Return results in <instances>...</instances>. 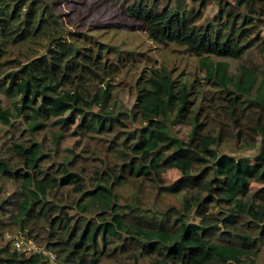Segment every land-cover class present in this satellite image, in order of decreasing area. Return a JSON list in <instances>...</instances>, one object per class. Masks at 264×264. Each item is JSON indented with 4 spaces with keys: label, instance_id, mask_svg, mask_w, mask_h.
Instances as JSON below:
<instances>
[{
    "label": "trees",
    "instance_id": "1",
    "mask_svg": "<svg viewBox=\"0 0 264 264\" xmlns=\"http://www.w3.org/2000/svg\"><path fill=\"white\" fill-rule=\"evenodd\" d=\"M116 8L193 75L67 28L52 2L0 0V264H264V0Z\"/></svg>",
    "mask_w": 264,
    "mask_h": 264
},
{
    "label": "rangeland",
    "instance_id": "2",
    "mask_svg": "<svg viewBox=\"0 0 264 264\" xmlns=\"http://www.w3.org/2000/svg\"><path fill=\"white\" fill-rule=\"evenodd\" d=\"M54 3L56 11L60 14L64 25L72 30L85 32L86 34L96 35L101 41H106L114 45H120L122 48L134 49L143 56V60L156 66L161 64L172 68L173 74H180L184 79H188L196 71L197 59L190 57L182 48L170 45L164 47L155 44L147 37L144 28L137 22L127 18L125 14L119 12L116 8L120 0H46ZM215 8L209 7L206 13H214ZM75 25V26H74ZM77 25V26H76ZM227 62L231 71H235L237 61L231 59H216ZM128 75L126 79H118L115 82V89L118 99L126 106L130 107L134 101L131 86H129ZM176 76V75H175ZM180 134L185 135L188 127H177ZM79 139L75 136H69L62 144L63 148H73ZM233 143L222 145L224 149L232 151ZM179 174L175 170H169L163 175V184L170 186L173 184ZM259 184H252L251 189L259 188ZM8 236H16L12 232H6L4 240H9Z\"/></svg>",
    "mask_w": 264,
    "mask_h": 264
},
{
    "label": "built area",
    "instance_id": "3",
    "mask_svg": "<svg viewBox=\"0 0 264 264\" xmlns=\"http://www.w3.org/2000/svg\"><path fill=\"white\" fill-rule=\"evenodd\" d=\"M12 247L16 250L24 252L26 255H41L48 257L50 261L55 260V255L44 247L37 245L34 241L26 239L22 236L10 237Z\"/></svg>",
    "mask_w": 264,
    "mask_h": 264
}]
</instances>
